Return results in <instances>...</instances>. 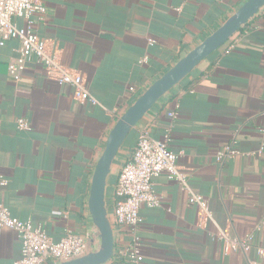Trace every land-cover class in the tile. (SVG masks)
Returning a JSON list of instances; mask_svg holds the SVG:
<instances>
[{"label": "crops", "instance_id": "obj_1", "mask_svg": "<svg viewBox=\"0 0 264 264\" xmlns=\"http://www.w3.org/2000/svg\"><path fill=\"white\" fill-rule=\"evenodd\" d=\"M41 1L46 19L35 30L83 75L100 106L75 102L72 89L50 81L35 61L15 81L9 66L18 58L19 41L0 46V175L8 181L0 186V204L57 241L94 227L91 177L117 119L246 0ZM15 21L24 26L23 19ZM17 119L30 131L18 130ZM263 120L264 7L165 95L134 136L137 142L138 130L148 129L154 139L167 137L187 184L204 197L216 225L237 237L252 233L253 246L264 249ZM226 146L237 154L218 162L216 154ZM131 153L122 148L112 166L108 213ZM153 189L162 206L141 207L136 231L146 264H264L254 251L224 255L211 238L213 226L198 225L197 209L181 185L162 174ZM129 241L128 231L115 227L114 254L106 264L124 260ZM20 249L16 234L0 229V264H13Z\"/></svg>", "mask_w": 264, "mask_h": 264}, {"label": "built area", "instance_id": "obj_2", "mask_svg": "<svg viewBox=\"0 0 264 264\" xmlns=\"http://www.w3.org/2000/svg\"><path fill=\"white\" fill-rule=\"evenodd\" d=\"M189 1V0H188ZM180 11V9H177ZM16 19H23L24 26L18 27ZM46 19V8L41 0H0V46L9 40L19 41L18 58L9 66V75L18 81L28 63L40 64L47 78L58 86L72 89L73 100L81 104L100 106L97 99L86 86L81 73L67 66L59 49L35 28ZM228 48V52L232 50ZM141 62H146L145 58ZM134 92V88H129ZM134 102V101H133ZM174 117V113L168 114ZM17 129L30 131L24 119L16 120ZM264 142V120L259 129ZM263 147H261V150ZM237 154L231 146L224 147L216 154L218 162L233 158ZM178 154L169 147V140L154 139L148 129L138 130L136 145L129 159L120 168L117 185L114 189V204L107 215L113 228H124L130 235V241L122 252L124 260L119 264H146L141 252V241L136 234L142 224L141 207H160L161 202L153 189V179L164 174L170 181L181 185L188 194V201L195 206L199 215V226L209 222L214 232L211 238L218 243L224 255H248L254 251L264 258V249L254 247L252 233L244 237L233 236L229 231L218 227L204 197L193 192L178 163ZM8 181L0 175V186ZM0 229L13 231L20 241V256L13 264H60L78 259L99 245L98 232L92 227L82 233L66 232L54 241L42 227H34L30 221H21L0 204Z\"/></svg>", "mask_w": 264, "mask_h": 264}, {"label": "water", "instance_id": "obj_3", "mask_svg": "<svg viewBox=\"0 0 264 264\" xmlns=\"http://www.w3.org/2000/svg\"><path fill=\"white\" fill-rule=\"evenodd\" d=\"M264 7V0H246L217 29L179 59L170 69L153 81L110 130L102 153L93 169L88 211L98 232L96 250L60 264H106L114 254V231L107 215L106 188L112 166L126 140L153 107L204 60L225 46Z\"/></svg>", "mask_w": 264, "mask_h": 264}, {"label": "trees", "instance_id": "obj_4", "mask_svg": "<svg viewBox=\"0 0 264 264\" xmlns=\"http://www.w3.org/2000/svg\"><path fill=\"white\" fill-rule=\"evenodd\" d=\"M185 81H186V79L183 80L181 83H184ZM135 142H136V137L134 136V131H132L131 134L129 135L128 139L126 140L123 148H131L132 149V152H133V149H134L133 146H134Z\"/></svg>", "mask_w": 264, "mask_h": 264}, {"label": "rangeland", "instance_id": "obj_5", "mask_svg": "<svg viewBox=\"0 0 264 264\" xmlns=\"http://www.w3.org/2000/svg\"><path fill=\"white\" fill-rule=\"evenodd\" d=\"M113 173H116V171H115V172H113Z\"/></svg>", "mask_w": 264, "mask_h": 264}]
</instances>
